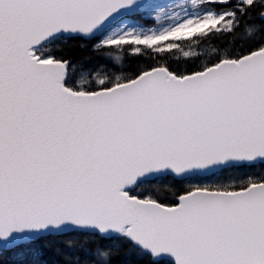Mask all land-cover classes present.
Masks as SVG:
<instances>
[{
	"label": "snow or ice",
	"instance_id": "1",
	"mask_svg": "<svg viewBox=\"0 0 264 264\" xmlns=\"http://www.w3.org/2000/svg\"><path fill=\"white\" fill-rule=\"evenodd\" d=\"M0 264H264V0H0Z\"/></svg>",
	"mask_w": 264,
	"mask_h": 264
}]
</instances>
